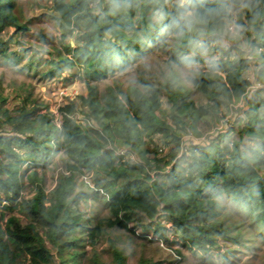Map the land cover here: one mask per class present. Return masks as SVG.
Wrapping results in <instances>:
<instances>
[{
  "label": "trees",
  "instance_id": "trees-1",
  "mask_svg": "<svg viewBox=\"0 0 264 264\" xmlns=\"http://www.w3.org/2000/svg\"><path fill=\"white\" fill-rule=\"evenodd\" d=\"M18 3L0 0V31L13 27L15 34H23L28 30L29 18L27 23L20 21ZM221 7V0L172 1L169 6L163 0H51L63 53L57 50L46 60L43 74L64 79L62 71L70 74L76 67L86 94L79 96V107L69 101L58 108L59 126L53 113L29 91L19 96L13 112L0 94V206L9 211L18 208L27 219L20 224L15 216L0 212V264H103L95 245L105 228L131 234L138 229L139 236L166 240L160 217L170 221L182 243L208 259L218 246L217 237L235 240L239 236L233 233V225L217 217L221 195L243 211L257 233H264V111L260 110L264 97L253 93L244 100L251 85L244 75L247 55L232 51L233 45L217 44L218 30L230 11L216 15L210 10ZM227 8L237 11V23L249 32V45L259 62L255 78L264 79V0H227ZM186 11L206 22L196 19L189 26L183 18ZM136 22L145 26L143 35L152 41L164 31L178 33L170 56L178 65L189 60L207 63L205 70L188 77L206 97L205 103L196 104L181 85L166 81L162 88L170 122L157 113L161 89L149 83L144 91L107 86L102 100L97 96L94 82L125 68L145 44L136 33ZM69 35L72 41L66 42ZM197 41L213 42L211 54L218 51L219 56L207 57L201 45L194 56L179 57L177 53L188 52ZM7 45L0 39V55L10 63H17L19 52L27 50L12 52ZM35 54L28 67L41 60ZM232 99L246 103L247 108H239V120L226 129L214 128L215 137L180 152L181 134L190 130L200 136V124L214 127L211 122L220 119V107ZM75 111L85 116V123L75 120ZM206 115L209 121H202ZM234 129L238 135L233 138ZM115 138L137 155V163L118 161L122 155L109 146ZM156 140L163 148L168 146L167 152L159 155ZM60 149L69 157L65 170L45 191L43 177L32 168L47 165ZM82 171L94 174L89 193L75 191V175ZM26 183L32 192L23 196ZM88 199L101 201L107 215L95 223L89 217L86 225L81 223L80 204ZM85 244L90 246L89 255ZM109 251L113 264H128L123 249L111 240ZM135 264L159 262L140 256Z\"/></svg>",
  "mask_w": 264,
  "mask_h": 264
},
{
  "label": "rangeland",
  "instance_id": "rangeland-1",
  "mask_svg": "<svg viewBox=\"0 0 264 264\" xmlns=\"http://www.w3.org/2000/svg\"><path fill=\"white\" fill-rule=\"evenodd\" d=\"M21 15L20 21L27 23L28 30L23 34H15L13 27H7L0 31V39L7 40L8 51L15 52L21 48H26L25 52H19V56L16 59L17 63H10L0 55V94L7 100L5 106L13 112L19 102V96L24 92L29 91L33 97L39 102L46 105L49 112L53 113L54 121H58L60 118L59 107L65 105L69 101H73L78 106L79 96L86 94V84L80 71L75 67L71 70L70 74L66 71H62V79L58 76H45L43 72L48 68L46 60L52 55L55 56L57 50L63 53V48L59 40V28L52 15L54 11L51 8V0H18ZM164 3L169 6L172 1L181 3V0H163ZM191 12V11H186ZM237 11L231 9L230 16L224 20V25L218 30L220 34L225 24H234L237 26V34L235 37L226 38V41H222L218 38V45L224 47L234 46L236 50H241L248 58L246 60L244 75L250 80L251 85L247 89L244 100L248 99L254 94H258L264 97V79H257L255 69L259 62L254 57L255 49L249 45V39L251 36L245 28L237 23ZM143 28L139 22H136V33L145 42L142 45V49L139 52L133 53V60L125 68L117 70L112 74L107 75L101 80L95 81L97 96L102 100L103 95L107 92V86L119 87L121 90L128 92L129 87H136L140 91L145 90V83H149L155 87L160 88L161 94V109L157 111L158 115L164 119L172 121L169 113V103L166 101L164 88L162 86L166 81H174L175 85H181L186 92L187 97H191L196 104H203L206 102V97L197 89L192 87L189 81V76L200 70H205L207 63H202L198 60H189L181 65L174 62L170 56L173 52V46L176 42L177 32L164 31L163 34L157 36L152 41L150 36L143 35ZM38 33L42 34L43 39H40ZM17 40L19 42H17ZM65 41H72V36H66ZM204 45L201 49V53L207 54L209 58H217L219 56L218 51L214 54L213 42L203 44V42L192 43L190 50L186 53H177L179 57H191L198 53V47ZM262 49V47H259ZM36 53L40 57L38 63H34L30 67L27 66V61ZM50 53V54H49ZM35 54V55H36ZM236 55V53L234 54ZM12 59L13 58L12 56ZM170 62V64L168 63ZM254 93V94H253ZM233 102L236 108H230V102L223 104L220 107V115L223 117H229L228 121L232 117V121L222 123L217 119L211 122L214 127L208 124H200L198 128L201 131L200 136H196L192 131L187 130L181 134L180 149L182 153L186 150L200 143L207 138H213L216 136L215 126L221 125V129L232 125L233 120H239L242 112L239 111L240 106L243 110L247 108L246 103L241 100ZM79 107V106H78ZM229 109H233L231 113ZM238 109V110H236ZM261 113L264 111V103L260 106ZM73 116L76 121L85 123V116L80 112L75 111ZM210 116L206 115L202 118V121H209ZM235 124H233L234 126ZM220 130V129H219ZM232 137H237L235 129L231 132ZM117 138V136H116ZM115 138V140H116ZM118 139V138H117ZM251 144V142H249ZM158 149H160L161 142L156 140ZM109 146L117 150L122 158L118 161H127L130 163H137V155L132 151H127V148L120 144L118 140L109 142ZM168 146L162 149L159 155L167 152ZM69 157L65 154L63 149L57 150L56 153L50 158V161L45 166H37L32 169L36 170L39 176L43 177V188L45 191L51 189L55 183V179L61 171L65 170L64 162ZM165 170V168H164ZM27 171L26 173H28ZM26 173L24 175L26 182ZM153 175V172H151ZM94 174L87 171L78 172L75 175V191H85L89 193V189L94 188L92 181ZM162 179V177H159ZM28 180V179H27ZM25 190L21 192L23 196L31 195V184ZM80 208L84 213V219L82 224L87 225L86 219L90 217V220L94 223L97 218H102L107 215V210L102 205L101 201H93L88 199L87 202H81ZM217 217L224 218L228 224L233 225V233H239V236L235 240L228 238L217 237V247L211 249V256L205 259L201 255L189 249L182 241L177 237L176 232L171 227V223L165 217H160V221L164 226V235L166 240L161 237L152 235L139 236V230L136 229V233H129L122 229L105 228L103 236L98 240L95 245V250L103 264H113L111 260V253L109 251V241L111 240L116 246L123 249L127 255V263L135 264L140 256L150 258L153 261H158L159 264H264V233H257L255 227L250 226V220L240 211L234 202L229 200L225 195H221L218 198V204L216 207ZM0 212L4 213V217L15 216L20 224L27 222L25 215L18 209L13 210L3 209L0 206ZM3 217V219H4ZM86 243V242H85ZM86 254L91 253L90 246L85 244ZM179 251V253L177 252ZM86 262V261H85Z\"/></svg>",
  "mask_w": 264,
  "mask_h": 264
},
{
  "label": "clouds",
  "instance_id": "clouds-1",
  "mask_svg": "<svg viewBox=\"0 0 264 264\" xmlns=\"http://www.w3.org/2000/svg\"><path fill=\"white\" fill-rule=\"evenodd\" d=\"M115 2V0H114ZM181 3H185V0H181ZM221 5L222 7L220 9H215V10H210V12L219 15L222 12L226 13L227 11H230V9L227 8V0H221ZM119 5H117L118 7ZM183 18L185 19V21L189 24V26L192 24V22L196 19H200V22H206L204 21L202 18H198L197 16H194L193 13L191 12H186L183 16ZM237 34V26L234 24H225L222 32L219 34L220 35V39L222 41H226V38L229 37H235ZM168 166H165V170H167Z\"/></svg>",
  "mask_w": 264,
  "mask_h": 264
},
{
  "label": "built area",
  "instance_id": "built-area-1",
  "mask_svg": "<svg viewBox=\"0 0 264 264\" xmlns=\"http://www.w3.org/2000/svg\"><path fill=\"white\" fill-rule=\"evenodd\" d=\"M89 4L92 5V2L89 3ZM237 100H239L238 103L241 101V99H237ZM234 101H236V99H232V100L230 101V103H229V104H230V108H234V109L236 108L235 106H237V103H236V105L234 104V107L232 106ZM232 110H233V109H229V112L231 113ZM229 117H230V116H229ZM229 117H228V118H229ZM228 118H227V116L223 117V114H221V117H220V119H219V121L221 122V125H222V123L226 122V121L228 120ZM55 122H56V124H57L58 126L60 125V122H61V115H60L59 120H58V121H55ZM221 125H220V126H221ZM220 126H219V125H218V126L216 125L215 127H216V128H221ZM162 149H164L163 146H161L159 150L162 151Z\"/></svg>",
  "mask_w": 264,
  "mask_h": 264
}]
</instances>
